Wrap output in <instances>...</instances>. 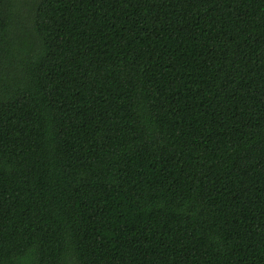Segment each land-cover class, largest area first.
I'll list each match as a JSON object with an SVG mask.
<instances>
[{
  "label": "trees",
  "instance_id": "1",
  "mask_svg": "<svg viewBox=\"0 0 264 264\" xmlns=\"http://www.w3.org/2000/svg\"><path fill=\"white\" fill-rule=\"evenodd\" d=\"M0 264H264V0H0Z\"/></svg>",
  "mask_w": 264,
  "mask_h": 264
}]
</instances>
